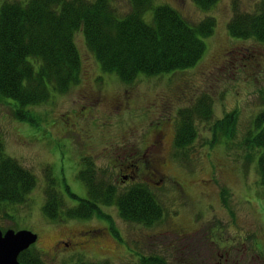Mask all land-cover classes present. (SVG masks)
Listing matches in <instances>:
<instances>
[{
    "label": "rangeland",
    "instance_id": "374dc122",
    "mask_svg": "<svg viewBox=\"0 0 264 264\" xmlns=\"http://www.w3.org/2000/svg\"><path fill=\"white\" fill-rule=\"evenodd\" d=\"M27 1L0 0V6ZM259 1L218 0L202 11L190 0H154V6L171 7L189 25L209 17L215 27L192 68L139 77L130 85L102 73L82 32H75L81 64L77 85L30 108L32 124L13 118L12 102H0L5 154L35 181L24 203L0 207V231L36 235L30 250L46 264L152 259L161 264H264V188L257 172L261 150L250 151L244 143L248 134L256 136L264 128V122L256 126L264 116V44L232 39L226 29L234 5L252 13ZM118 5L126 8L124 0ZM202 97L211 102V117L197 121L195 140L177 151L178 114ZM157 134L162 136L154 149ZM149 159L163 161L162 176L152 183L143 165ZM83 161L107 176L118 192L145 185L163 211L161 221L152 227L124 222L114 205L100 207L99 216L86 220L49 221L42 207L51 181L66 207L86 199L78 179ZM60 242L67 248H59Z\"/></svg>",
    "mask_w": 264,
    "mask_h": 264
},
{
    "label": "trees",
    "instance_id": "16d2710c",
    "mask_svg": "<svg viewBox=\"0 0 264 264\" xmlns=\"http://www.w3.org/2000/svg\"><path fill=\"white\" fill-rule=\"evenodd\" d=\"M124 1V10L118 0H28L24 5L5 2L0 6V102L13 103L6 105L15 120L34 123L30 108L46 104L50 94L63 95L79 83L81 64L72 40L78 31L102 73L115 75L123 85L139 77L184 71L201 59L203 40L215 27L212 18L192 26L171 7L154 6V0ZM190 1L199 10L208 11L218 0ZM226 29L232 39L264 44V0L252 13H242L234 5ZM211 114V102L206 97L178 114L174 148H188L197 135L196 122L209 120ZM261 122L264 116L257 118L256 126ZM244 143L250 151L261 150L257 172L264 188V128L256 136L248 134ZM82 163L78 179L86 189V199L75 207H66L51 181L44 191L42 207L49 221L90 219L100 215V207L112 205L130 224L152 227L161 221L163 211L145 185L118 192L107 176L99 175L88 161ZM34 184L32 175L5 154L0 141V207L24 203ZM65 190L69 193L68 187ZM18 262L46 264L30 249L19 255ZM156 263L161 264L156 259L143 262Z\"/></svg>",
    "mask_w": 264,
    "mask_h": 264
},
{
    "label": "water",
    "instance_id": "95a60500",
    "mask_svg": "<svg viewBox=\"0 0 264 264\" xmlns=\"http://www.w3.org/2000/svg\"><path fill=\"white\" fill-rule=\"evenodd\" d=\"M37 240L36 235L20 231H0V264H19L18 257Z\"/></svg>",
    "mask_w": 264,
    "mask_h": 264
},
{
    "label": "flooded vegetation",
    "instance_id": "af4514ba",
    "mask_svg": "<svg viewBox=\"0 0 264 264\" xmlns=\"http://www.w3.org/2000/svg\"><path fill=\"white\" fill-rule=\"evenodd\" d=\"M160 134H157L156 137L154 138V140L152 141V148L156 149V147L160 144V139H161ZM162 160V159H161ZM161 160H148L147 162L143 163L144 167L146 170H148L150 173H148V177H151L150 182L152 183V179L158 177L160 178L162 176V172L160 170V166H162L163 161ZM124 179V178H123ZM126 179V178H125ZM132 179V178H131ZM154 185H158V183H154ZM92 233V232H91ZM88 237H91V235H88ZM59 245V248H61L63 246L64 248H67V244L60 242L59 244H57V246ZM219 264V263H218Z\"/></svg>",
    "mask_w": 264,
    "mask_h": 264
}]
</instances>
